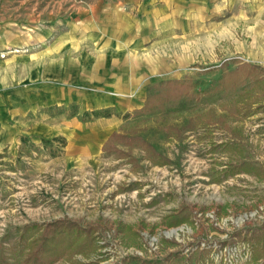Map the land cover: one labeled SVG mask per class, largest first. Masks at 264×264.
Instances as JSON below:
<instances>
[{"label": "rangeland", "instance_id": "obj_1", "mask_svg": "<svg viewBox=\"0 0 264 264\" xmlns=\"http://www.w3.org/2000/svg\"><path fill=\"white\" fill-rule=\"evenodd\" d=\"M260 29L264 0H0V263L60 218L95 250L48 264H264V178L227 171L264 170ZM130 127L171 163L101 149Z\"/></svg>", "mask_w": 264, "mask_h": 264}, {"label": "trees", "instance_id": "obj_2", "mask_svg": "<svg viewBox=\"0 0 264 264\" xmlns=\"http://www.w3.org/2000/svg\"><path fill=\"white\" fill-rule=\"evenodd\" d=\"M242 64V68H247V64ZM249 68L261 69L264 67H260L258 65H249ZM251 70V69H250ZM239 76V71L235 70L232 72L231 77L227 79L226 82L232 84L236 83L235 79ZM176 81V80H174ZM256 86H261L264 90V78H255ZM242 98H247L248 93H244L241 95ZM145 104H149V99L145 98ZM202 117L200 115H196L195 117H189L187 124L183 128H177L176 126L167 125L165 128L169 135L175 134L176 136H180L183 131H185L189 127H193L196 125L198 121H200ZM140 129L137 127L128 128L127 132L119 133L115 132L110 135V137L102 144V149L107 153H116L119 157L125 158L128 157V153L121 150L116 146L115 143L123 144L126 146H131L135 142H138L142 149L149 155L152 159V162L155 164H169L171 160L161 153H156L153 145L146 140L142 139L138 132ZM235 134L239 135L238 132L235 131ZM235 170H243L244 172L250 173L252 172L259 178H264V170L260 167L255 166H247L243 163L230 165L229 170L231 172H235ZM189 214L186 211H177L176 216L170 218L168 220L169 225H177L179 222H183L188 220ZM93 228L88 227L84 228L80 226L76 221H69L66 219H60L47 223L43 226V229L39 231L37 237H33L28 245L26 257L20 264H48L50 260L59 257L62 253H66L67 255H72L74 253H84L87 254L93 250H95L94 245V235ZM241 235L239 234V237ZM243 240H246L247 243L252 247V259L254 261L258 260L264 256V229L262 231H254L252 235H244ZM7 264V263H0ZM93 264V263H89Z\"/></svg>", "mask_w": 264, "mask_h": 264}, {"label": "crops", "instance_id": "obj_3", "mask_svg": "<svg viewBox=\"0 0 264 264\" xmlns=\"http://www.w3.org/2000/svg\"><path fill=\"white\" fill-rule=\"evenodd\" d=\"M124 2H126V1H128V0H123ZM120 2V1H119ZM251 32V31H250ZM248 34H251V33H249V31H248ZM252 34H253V36H254V39H258L257 40V44H256V42L253 44V43H251L249 46H248V48H246V50H245V48L242 46L243 44H241V46H242V51H244V53H249L250 51H252V49H253V47L254 46H257L258 48H257V51H255V53L257 52L258 53V57H259V60H260V63H262V64H264V30L263 29H260V31L258 30V32H252ZM250 36V35H249ZM241 46H238V47H241ZM252 55V54H251ZM254 58H257V54L256 55H252ZM105 117H107V118H109L110 117V115H104ZM99 118V117H98ZM126 130V129H125ZM125 130L124 129H121V130H115V131H113V130H107V129H101V131H100V133H101V136L103 137L101 140H100V146H101V149H102V144L110 137V135L112 134V133H115V132H119V133H124L125 132ZM127 131H128V128H127ZM116 144V146L118 147V148H120L121 150H123V148H121L120 147V145L118 144V143H115ZM124 146H126V145H124ZM128 147V146H127ZM103 150V149H102ZM123 151H125V150H123ZM112 153V152H111Z\"/></svg>", "mask_w": 264, "mask_h": 264}, {"label": "built area", "instance_id": "obj_4", "mask_svg": "<svg viewBox=\"0 0 264 264\" xmlns=\"http://www.w3.org/2000/svg\"><path fill=\"white\" fill-rule=\"evenodd\" d=\"M179 228H175V229H171V230H169L168 232H171V233H169V235L170 236H173V234H178V232H177V230H178Z\"/></svg>", "mask_w": 264, "mask_h": 264}]
</instances>
